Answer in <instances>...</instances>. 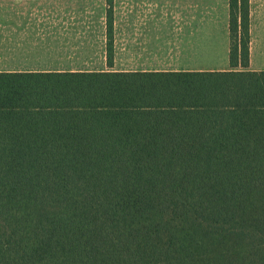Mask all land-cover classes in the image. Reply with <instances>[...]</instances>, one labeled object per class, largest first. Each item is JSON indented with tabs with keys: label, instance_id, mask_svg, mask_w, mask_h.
Listing matches in <instances>:
<instances>
[{
	"label": "trees",
	"instance_id": "16d2710c",
	"mask_svg": "<svg viewBox=\"0 0 264 264\" xmlns=\"http://www.w3.org/2000/svg\"><path fill=\"white\" fill-rule=\"evenodd\" d=\"M0 264H264V72H0Z\"/></svg>",
	"mask_w": 264,
	"mask_h": 264
},
{
	"label": "rangeland",
	"instance_id": "374dc122",
	"mask_svg": "<svg viewBox=\"0 0 264 264\" xmlns=\"http://www.w3.org/2000/svg\"><path fill=\"white\" fill-rule=\"evenodd\" d=\"M108 0H70L64 4L57 0H37L31 6L8 1L0 5V15H19L32 21L18 23L0 22V42L29 44L39 53L38 67H51L53 62L45 53L58 52L60 64L70 63L72 68L100 70L105 62V10ZM228 0H196L184 16L197 17L198 22L168 23L166 39L173 51L200 53V62L210 59V52L221 60L228 41ZM112 5V3H111ZM113 27V57L115 70L128 68L126 58L127 11L126 2H115ZM180 12H177L179 14ZM183 16V17H184ZM9 17V16H7ZM163 25V24H162ZM70 52V58H67ZM219 62V61H218ZM206 66V64H204ZM210 65V64H209ZM133 66V65H132ZM202 66V65H201ZM221 67V65H217Z\"/></svg>",
	"mask_w": 264,
	"mask_h": 264
},
{
	"label": "crops",
	"instance_id": "0c3cea01",
	"mask_svg": "<svg viewBox=\"0 0 264 264\" xmlns=\"http://www.w3.org/2000/svg\"><path fill=\"white\" fill-rule=\"evenodd\" d=\"M8 1H14L15 4L24 3L31 6L37 0H0V5H4V8H6ZM57 1L64 4L70 0ZM124 1L126 2L128 22L126 42L128 68L126 70L113 69V57L112 67L108 68L105 60V68L100 69L101 71L225 72L245 70L257 73L264 72V0H249V61L245 69L230 68L228 59L229 37L221 53V60H217L215 53L210 52V59L206 57L205 61L202 60L200 62L199 52H193L191 50L173 51V46L171 44L168 45L165 34L167 30L166 24L198 22L197 17L194 18L192 15L184 16L182 14L183 9L189 11L192 2H196V0H111L112 10L115 2L119 3ZM211 1L213 2L214 0ZM177 12L180 13L177 14ZM19 21L25 22L32 20L27 17L22 18L19 15H0V22L2 23H18ZM114 22L113 11V25ZM29 45L28 50L26 44H21L17 41L9 42V44L0 42V72L68 71L76 68L81 69L80 67L72 68L68 61L66 62L67 64H64V62H62L63 64L59 62L56 64L59 59H53L52 56H58L59 53L53 52L52 54L50 51L45 54L50 56L54 64L53 66L38 67L36 64H28L37 62V58L39 59V53L34 52L32 45ZM67 58H70V52H68ZM217 65H221V67Z\"/></svg>",
	"mask_w": 264,
	"mask_h": 264
}]
</instances>
